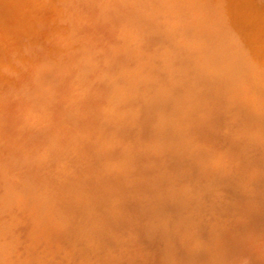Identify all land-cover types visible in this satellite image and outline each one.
Listing matches in <instances>:
<instances>
[{
	"label": "bare ground",
	"instance_id": "bare-ground-1",
	"mask_svg": "<svg viewBox=\"0 0 264 264\" xmlns=\"http://www.w3.org/2000/svg\"><path fill=\"white\" fill-rule=\"evenodd\" d=\"M203 34L207 36L203 37ZM204 42L206 47H200ZM244 43L249 50L240 47ZM257 43H264V0H0V209H4L3 215L0 214V242H5V245L0 244V264H13V257L15 259L17 256L14 241L16 242L15 238L20 233V224L25 220L23 214L28 211L34 215L40 214L34 219L31 216L36 229L30 236L35 241L42 237L49 241L50 236L65 231L66 228L69 231L73 229L69 233L78 239L94 238L98 220L94 213L82 211V206L109 205L114 214L120 212L125 208L123 201L135 183L141 179L145 184L155 174L148 165V159L162 152V148L168 152L170 168L167 170L175 172L176 177L186 182L188 179L181 172L187 164L184 157L187 153L191 160L197 159L200 163L188 175L189 179H197L210 162L225 163L227 156L236 155L237 158L244 147L251 148L250 143L254 146L256 144L253 149L259 147L261 150L264 146L260 147V144L263 142L259 143L256 137L264 136V132L255 137L252 127L263 119L255 110L256 115L251 113V105L244 106L249 127H243L241 131L228 127L229 136L219 134L222 117H217L219 114L210 109V104L220 100L223 105L225 101L235 104L234 98H228L220 90L229 84L232 76L239 73L244 61L237 57L235 67L232 68L227 59L240 52L250 55L253 51L251 47ZM164 49L168 51L160 53ZM254 51L264 57V52L257 49ZM180 59L185 64L183 68L177 63L173 64ZM209 62H213L212 65H216V68L223 63L225 68L227 66V71L218 81L210 82L206 104L204 95L195 96L194 90L186 88L181 80L175 81L167 77L169 73L176 75L177 70L184 73L189 71L186 70V64L192 67L190 72H200ZM191 74L187 72V76H184L187 78ZM236 94L239 98L244 97L247 90H238ZM147 96L164 100L170 96L173 99L163 112L156 114L142 104L143 98ZM237 108L239 110L236 111H242L240 107ZM207 115L213 120L210 121L212 124L205 121L204 117ZM249 131L252 141L244 137ZM176 136L180 143L172 147ZM231 137L234 141L228 145L225 141L223 143L222 140ZM149 139L154 140L156 151L141 154L138 159H133L131 153H127L131 149L137 150ZM240 140L245 141L243 149L237 142ZM237 148L242 149L238 155ZM96 154L97 160H92ZM255 155L252 156L253 160L261 157L259 153L258 157ZM242 156L243 160L244 155ZM78 158H83L86 162H76ZM262 159L263 162L264 158ZM245 161L242 162L247 163ZM213 164L216 166V163ZM220 167H223L222 163ZM223 169L227 171L228 167ZM164 170L167 171L165 167ZM236 173L242 176L244 174ZM91 174H99L100 180L93 182L95 180L91 179ZM204 177H207L205 172ZM246 177L248 180L252 179L249 175ZM81 182L82 187L78 185ZM149 182L148 180L147 183ZM178 197L181 198V195ZM129 202L131 203L129 200L126 203ZM78 204L79 208H74L75 211L81 210L78 217L73 214L74 210H66L69 206L75 207ZM133 206L135 208L136 204ZM128 207L130 208L129 205ZM130 211L131 208L128 212ZM138 211L136 210L137 213ZM124 213L125 211L121 214ZM102 214L106 215V212ZM179 214L182 216V213ZM110 215L112 217L113 214ZM139 215L138 219L143 220V216ZM146 220H149L148 217ZM162 220L168 223L166 217ZM137 222L140 221L136 220ZM43 223L45 226H40ZM187 227L190 229V225ZM103 232L105 235H115L112 230L101 228V233ZM69 233L66 235L69 236ZM156 234L158 237L159 232ZM173 234L172 238H176L175 232ZM51 238L54 239L53 236ZM52 240L48 244H52L57 237ZM187 241L189 242L188 238ZM66 243L64 242V246ZM143 244L145 242L141 243ZM49 246L51 250L52 247ZM57 249L59 247L51 251ZM39 250L43 249L37 251ZM51 251L48 253L56 254ZM144 251L146 254L143 257L148 253L146 249ZM20 252L22 253L21 250ZM162 255L163 253L160 257ZM24 257L26 254L22 258ZM43 257L48 259L49 256ZM115 258L117 259L114 256V260ZM51 261L53 263L54 258ZM59 261L61 259H58V263ZM116 262L120 263V260Z\"/></svg>",
	"mask_w": 264,
	"mask_h": 264
},
{
	"label": "rangeland",
	"instance_id": "rangeland-1",
	"mask_svg": "<svg viewBox=\"0 0 264 264\" xmlns=\"http://www.w3.org/2000/svg\"><path fill=\"white\" fill-rule=\"evenodd\" d=\"M206 36H207L206 34H203V37H206ZM205 44H206L205 42L202 43L200 47L205 48L206 47ZM240 47H242L243 49L249 48V47H247L246 43L241 44ZM251 48L253 49V51L251 52L250 55H248V54L244 55V54H242V52H240L235 57L232 56L233 58L230 57L229 59H227L229 64L231 63L232 68L235 67L234 62L237 59V57L244 61V64L239 69L240 70L239 73H236L234 76H232L230 81H229V84L226 85L225 88H221V90H220L228 98H231V99L234 98L233 103H235V104L232 105V102L225 101V104L223 105V102L221 103V100L210 104V109L214 110V112L219 114L217 117H219V116H220V118L222 117L221 118V120H222L221 124H219L220 127L218 128L219 134L224 133V135L226 134L229 136L230 128L234 129L235 131H237V130L241 131L240 129H244L246 127H249V126H247L246 112L244 111V106L249 107L250 105H251L250 106L251 113L254 115H256L258 113L257 115L260 114L261 115L260 118L263 119L261 121V123L258 122L257 126H259V127L254 126V128H258L257 130H255L252 127V130H254L253 133L256 134L255 137L258 135V133L261 134L264 132V115H263L264 112H261V111H264V57L262 54L260 55L258 53H255V51H254V49H257L261 52H264V43L254 44L253 47H251ZM167 51L168 50L164 49L160 53H166ZM257 54H258V56H257ZM174 61H176V60H174ZM227 61H226V64L228 63ZM176 63L180 65V68H183L185 66V64L181 62V59L177 60L173 64H176ZM173 64H168V65L172 66ZM212 64H213V62H209V63L205 64V67L200 72H196V71L190 72L193 69H192V67L190 68V66L186 64V70H189L187 72H188V74L192 73L191 74L192 76H189L186 78L187 72L184 73L181 70H177L178 73H175L176 75L169 73L167 75V77H168V79L175 80V81L177 79L181 80L186 88L188 87L189 89L194 90L195 96H197L199 94L204 95V98H205L204 104H206V102H205L206 101V95H207V91L209 90L208 86H209L210 82L218 81V79L222 78L226 74V71H227V66L225 68L223 63H221L219 68H216V65H212ZM169 66L167 68H169ZM206 71L208 72V74ZM210 71H212V72H210ZM166 72H170V71H166ZM193 72H195V73H193ZM262 72H263V74H262ZM184 75H186V76H184ZM238 90H247V94L244 95V97L239 98V96L236 94ZM196 91H197V93H196ZM258 91L260 92V94H257ZM169 97L170 96H168V98H166L164 100L162 98L151 99L149 96H147V97H145V99L143 98L142 104H144V106L147 105L146 106L147 109H150L149 111H151L152 113L156 112V114H159L160 112H163V110L166 109L165 106L168 103H171L173 98L171 99V97H170V99H169ZM131 101H133V100H131ZM133 103H135V101ZM230 107H232V109H230ZM237 107H240L242 109V111H236V110H239V108H237ZM223 108H225V110ZM254 110H255V112H257L256 114H255ZM208 118H210L209 115L204 117L205 121H207V122L209 121L208 123H211L213 120L211 118L208 120ZM260 124L261 125L263 124L262 127ZM228 127H230V128H228ZM255 131H257V133ZM250 132L251 131H249V133ZM249 133H246L244 135V137H248L247 140L252 141L253 139H252L251 133L250 134ZM263 137L264 136H261V137L258 136V138L256 137V139H258L259 143L263 142L262 145L260 144V147L264 146L263 145L264 144V138ZM177 140H178V142H177ZM222 141H223V143L225 141V143L228 145L230 142H232L234 140L231 137L228 140L225 139ZM240 141L242 142L243 140H240ZM240 141H237V142L241 145V148H242V146L245 145V143H244L245 141L242 143ZM258 141H257V143H258ZM153 142H154V140L149 139V141H145L144 143H142L141 147H139L137 150H136V148L131 149L127 153H131V156L133 157V159H138V158H140L141 154L147 155L148 151L149 152L156 151L155 144ZM179 143H180L179 138H177V136H176L173 138V142H172L171 146L173 147L174 145L175 146L177 144L179 145ZM250 144H251V148L250 147H249V149H248V147H246V148L244 147V149L242 148L245 152L242 149H240V150H242V151H240L238 149L239 147L237 148L238 149L236 151L237 155H238L239 151L242 152V153L239 152L240 157L238 155L237 156L238 159L236 158V155H235V156H229V157L227 156L228 158L227 157L226 158L228 160H226V158H225L226 164L223 162H210L207 166L209 169L207 168L205 171H201V175H198L197 179H195V178L189 179L190 177H188V175L191 173L193 168L200 166V163L197 159L191 160V158L189 156L190 154L187 153L184 156L187 160V164H186V167L183 168V171L181 172V174L186 179H188L187 182L184 181V179H182L180 177H176L175 172L167 170L169 165H170L168 152L166 151V149L162 148L161 149L162 152H160L157 155H154L155 156L154 158L148 159V165L151 167V170L154 171L153 173H155L152 175V177H150L148 179L150 182L147 183L148 182V180H147V182L145 181L147 184L146 183L144 184L143 180L140 179L141 182L139 181V182L135 183L136 185L130 190V192L128 193V195L126 197V200H124L125 202L123 201V206H124V204L126 205L125 206L126 210L123 207L124 209H121V211L124 210L125 211L124 214H121L124 211H122V212L120 211V212H117L114 214L109 209V205L108 206L100 205L97 207H93V206L86 207V205L82 206V208H83L82 211L85 210V211H88L92 214L94 213L97 220H98V223H99V224H97L98 229H97V231H95L96 234L94 233V235H93V237L96 239H94V238H92V239L91 238L78 239V238L74 237V235H70L69 232L72 231L73 229H71L69 231L68 230L69 228L68 229L66 228L65 231H61L60 233L57 232V233H55L56 235L53 234L52 235L54 238L53 240L51 238L52 236H50L52 241H54L55 237H57V240H55L57 242H55V241L53 242L54 246H53V243L48 244L51 242L50 238L48 239L49 241H45L47 239L45 237H42L41 239H38L35 241V239H33V237L30 235L33 232V230L35 231V229H36L33 225V222H34L33 219L40 216V214L35 213V215H34V213H30L29 211L25 212L23 215H24L26 221L24 220L20 224L19 227L21 229L19 228V230H18V233L19 232L20 233L15 238L16 242L14 241V246L16 247L15 248V250H16L15 255H17V256L15 259H14L15 256L13 257V261H14L13 264H32L33 262L35 264L37 262V259H38L37 264H42V263L46 264L47 260H48V264H62V263H64V264H68V263L69 264H107L108 262H109L108 264H145L146 262H147L146 264H148V263L149 264H169V263L170 264L171 263L172 264H264V236H263L264 235V174H263L264 171L261 168L262 163H264V161L262 162V160H263L262 158H264V157H262V155H264V154H262L264 152V147L261 148V150H260V148L258 147L259 144H257L258 148L253 149L254 147H256V144L254 143L255 146L253 145V143H250ZM246 149L250 152L249 154L247 153L248 151H246ZM252 149H253V151H251ZM261 151H263V152L260 153ZM258 153L261 154L260 155L261 157H259V159H261V160L260 161H259V159L256 160L257 158H255L256 161L253 160L254 157H252V156H254L256 154L255 156L258 157L259 156ZM242 155H244L243 160H242V158H243ZM241 156H242V158H241ZM230 157H232V158H230ZM247 157H248V159H247ZM250 157L252 159H250ZM95 158H92V160H97V158H98L97 154H96ZM239 159H240V161H239ZM237 160L239 161V163H237L238 162ZM245 160H247V163H244V162H246ZM248 160H250V162ZM78 161L83 162V163L86 162V161L84 162L83 158H78L76 160V162H78ZM242 161H244V162H242ZM258 162L259 163L261 162V164H259ZM211 163L212 164L216 163V166H215V164H213V166H212ZM221 163H222L223 167H220ZM233 163H235V164H233ZM241 163L243 165L242 168H241ZM256 163H258L259 165ZM217 164H220V166ZM229 164H230V166H229ZM239 164H240V166H237ZM164 167L167 171L164 170ZM224 167H228V170L223 171ZM262 167L264 168V165ZM218 168H220V169H218ZM236 168H238L239 170L237 171ZM244 168L247 169L246 172H248V173L245 172ZM240 169H243L244 172L242 170L240 171ZM233 170H234V172H233ZM204 172H205V174H207L208 178L204 177ZM226 172H229L230 176H229V173H226ZM236 172H238V173L240 172V174L244 173L245 176H244V174H243V176L237 175ZM223 173L226 175H223ZM233 173H234V175H233ZM98 175L99 174H93V175L91 174V179L95 180L93 182L100 180V177ZM248 175H249V178H252V179L248 180V178L246 177ZM226 176H228V177H226ZM235 177L238 178V180ZM242 177H244V178H242ZM229 180H230V182H229ZM151 181H153V182H151ZM183 181H184V183H183ZM180 182H182V183L180 184ZM74 183L76 184V182H74ZM221 184H223V185L221 186ZM78 185L82 187L83 182L79 183ZM172 185H173V187H172ZM204 186H207V187H204ZM224 187H226V188H224ZM138 189H139V191H138ZM132 190H133V192H131ZM220 190H222V191H220ZM175 191H177V193ZM149 194H151V195H149ZM138 195H140L141 198ZM179 195H181V198L178 197ZM134 197H136V198H134ZM151 198H153V199H151ZM135 199L137 200L138 204H141V205L144 204L145 205V206L143 205L144 206L143 209L141 208V205H138L136 203ZM148 199H150V200H148ZM128 200L131 201V203L136 204L137 209H135L136 207L133 208L134 206L130 202H129L130 204L126 203V202H128ZM140 200L142 202H145V203H142V202L140 203L139 202ZM133 201H135V202H133ZM149 201H150V203H149ZM60 202H61V200H60ZM208 202L209 203L211 202V203L209 204ZM127 204L130 206V208L132 210V211H130L131 213L128 212L130 210V208L128 207ZM74 208L75 209L79 208V204L75 207L69 206L66 210L67 211L74 210L75 213H73V214L76 215V217H78L77 214H79V212L81 210L79 209V210L75 211ZM103 208H104V210H103ZM138 208H139V211H138ZM144 208H146V209H144ZM97 210L101 211V212H98ZM108 210H110V211L108 212ZM136 210L138 211V213L136 212ZM140 210H142V211L144 210V211L142 212ZM165 210H166V212H165ZM170 210H172V212H170ZM2 211H4V209H0L1 215H3ZM104 212H106L107 216L105 214L104 215L102 214ZM126 212H128L129 214ZM139 212L143 216V220H141L142 218L138 219L137 215L140 214ZM107 213L113 214L112 217H110L111 215L107 214ZM133 213H136L135 215L137 216V218H135V215ZM179 213H182V216ZM167 214H168V216H167ZM173 214H175V217L173 216ZM141 215H139V217H142ZM31 216L33 219H31ZM98 216H101V218H98ZM104 216H105V218H104ZM179 216L181 218H183V217L184 218L181 220V218H179ZM124 217L126 219L128 217L129 218L126 220ZM147 217L149 219L148 221L146 220ZM165 217L168 220V223H171L170 225L167 222L165 223L164 220H162ZM170 217H173V218L170 219ZM122 218L126 221H124ZM174 218H176V219L174 220ZM178 218L180 221L178 220ZM115 219H116V221H115ZM135 219L139 220L140 222L136 223ZM141 221L142 222L144 221L145 224L142 223ZM174 221H176V222H174ZM139 223H141V225ZM188 223H190V224H188ZM146 224H147V226H146ZM187 224L190 225V229H189V227H187L188 226ZM23 225H24V227H23ZM161 225H163V226L160 227ZM40 226L44 227L45 224L43 223ZM128 227H130V228L128 229ZM166 227H168L171 230H173V229L175 230L174 232H175L176 236H174V237H176V238H172L174 235L173 234L174 232L169 230L168 228L165 229ZM172 227H175V228H172ZM101 228H104L106 230H112L113 234H115V235H110V234L105 235L104 232L101 233ZM141 229H143V230H141ZM191 229L192 230L194 229V231H192ZM176 230H178V232H176ZM195 231H197V232H195ZM143 232H144V234H143ZM158 232H159V235L157 237L156 233H158ZM163 232H164V234H163ZM63 233H65V234L63 235ZM66 233H69V236H67ZM72 233L73 232H71V234ZM150 233H152V234H150ZM140 234H142V235H140ZM171 234H173V235H171ZM129 235H130V237H129ZM161 235H163V236H161ZM64 236H65V238H64ZM70 236H72V237H70ZM190 236L193 238H191ZM249 236H251V237H249ZM97 237H99V238L97 239ZM168 237H169V239H168ZM180 237H181V239H180ZM17 238H19V239H17ZM63 238H64V240H63ZM67 238H69V240H66ZM70 238H73V239H70ZM114 238H115V240H113ZM118 238H120V239H118ZM140 238H142V239H140ZM170 238H171V240H170ZM187 238H188L189 242L187 241ZM75 239L77 241H75ZM70 240L71 241L74 240V241L71 243ZM82 240H83V242H81ZM102 240H104V241H102ZM119 240H120V243H119ZM140 240H141V242H138ZM66 241H67V243H66ZM113 241H115V242H113ZM136 241H137V243H135ZM143 241L145 242V244L141 245V243H144ZM186 241H187V243H185ZM60 242H61V244H60ZM64 242L66 243L65 244L66 246H64ZM45 243H47L48 245ZM77 243L80 246L79 245L77 246ZM148 243H149V246H147ZM184 243H185V245H184ZM0 244L5 245V242L2 241V242H0ZM170 244H171V247H170ZM173 244L174 245L178 244V245L174 246ZM165 245H167V246L165 247ZM48 246L52 247V249H51L52 251H53V249L58 248V247H59V249L52 252L48 248ZM160 246H162V247H160ZM43 247H46L49 251H51V253L56 252V254H54V255H56L58 257L55 258L54 255L49 254L48 253L49 251ZM147 247H149V248H147ZM167 247H170V248H167ZM41 248L43 250L37 251L38 249H41ZM109 248H112V249L110 250ZM162 248H166L167 250L166 249L162 250ZM172 248H174L173 251H171ZM144 249H146V252H148V253H147V256L144 255V257H143L142 255L146 254ZM168 249H170V251ZM20 250L22 251L23 254L20 252ZM29 250H31V251H29ZM164 250H166L165 253H167L171 256L169 257V255L165 254ZM176 250H177V252H175ZM109 251H110V253H108ZM137 251H139V253ZM141 251H143L144 253ZM17 252H19V253H17ZM30 252H32V253H30ZM130 252H131V255H130ZM78 253H80V254H78ZM162 253H163V255H162V257H160ZM24 254H26V257H24V259H23L22 257L24 256ZM42 254H44V255H42ZM192 254H194V255H192ZM38 255H40L41 258ZM47 255L49 256L48 259L43 257V256H47ZM176 255L177 256L179 255L181 258L179 256L177 258ZM244 255H245V257H244ZM51 256L57 262L53 261V263H52L51 260L53 258ZM111 256H113L112 257L113 259L111 258ZM114 256L117 257V259L115 258L116 260H114ZM130 256L131 257L133 256V257L131 258ZM165 256H168L170 259L168 257H165ZM108 257H110L111 259ZM134 257H136V258H134ZM20 258H22V259H20ZM44 258L46 261L43 260ZM158 258L160 259V261H158L159 260ZM58 259L59 260L61 259V261H59V263H58ZM62 259H63V261H62ZM145 259H146V262H145ZM34 260H36V261H34ZM41 260H42V263H40ZM110 260H112V261H110ZM118 260H120V263L116 262ZM137 260L140 262L138 263ZM153 260H155V261L153 262ZM164 260L168 261V263H165ZM111 262H113V263H111Z\"/></svg>",
	"mask_w": 264,
	"mask_h": 264
},
{
	"label": "water",
	"instance_id": "water-1",
	"mask_svg": "<svg viewBox=\"0 0 264 264\" xmlns=\"http://www.w3.org/2000/svg\"><path fill=\"white\" fill-rule=\"evenodd\" d=\"M11 100H13V98Z\"/></svg>",
	"mask_w": 264,
	"mask_h": 264
}]
</instances>
